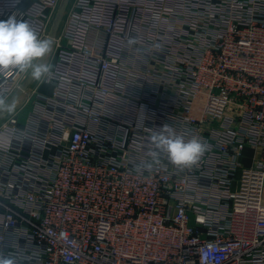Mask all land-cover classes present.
Returning <instances> with one entry per match:
<instances>
[{
    "label": "built area",
    "instance_id": "built-area-1",
    "mask_svg": "<svg viewBox=\"0 0 264 264\" xmlns=\"http://www.w3.org/2000/svg\"><path fill=\"white\" fill-rule=\"evenodd\" d=\"M61 1L0 0V20L48 39ZM51 44L26 105L7 103L30 72H0V253L264 264V0H75ZM165 123L208 150L138 168Z\"/></svg>",
    "mask_w": 264,
    "mask_h": 264
},
{
    "label": "clouds",
    "instance_id": "clouds-1",
    "mask_svg": "<svg viewBox=\"0 0 264 264\" xmlns=\"http://www.w3.org/2000/svg\"><path fill=\"white\" fill-rule=\"evenodd\" d=\"M52 50L49 39L40 38L39 34L26 20L9 15L0 20V72L10 69L18 73L30 72L31 76L44 81L51 75V65L44 61ZM4 100L0 99V106ZM149 149L147 159L138 168L151 171L161 166L162 158L176 168H190L196 165L208 150V144L193 135L186 138L169 124L165 123L158 130H149ZM0 264H17L12 254L0 253Z\"/></svg>",
    "mask_w": 264,
    "mask_h": 264
},
{
    "label": "rangeland",
    "instance_id": "rangeland-1",
    "mask_svg": "<svg viewBox=\"0 0 264 264\" xmlns=\"http://www.w3.org/2000/svg\"><path fill=\"white\" fill-rule=\"evenodd\" d=\"M62 3H63V0L61 1V5H62ZM61 5H60V7H61ZM74 6H75V0H67V4H66L65 11L63 13L62 19H61V21L59 23V26H58L55 34L58 31H60L61 33L64 31L65 19L69 15V13L72 11V9L74 8ZM60 7L57 8V9H55V11L52 14L51 20L49 22V28H47V34H48V31L51 32L52 28L54 27V25L56 23V18L58 16V12H59ZM32 79H34V78H32ZM38 81L39 80H36V79H35V81H32L31 80L26 85V87L22 88L23 87L22 86V87H20V90L18 89L20 91V94H19L18 98L16 99V100H18V103H16L15 106H13L11 108V110L12 109H16L19 106L26 105L27 100L30 97V95L32 94L33 89L37 86ZM24 108H26V109H24V111L18 117V120H19L20 123H25V121L27 119V116H28L29 109L27 107H24Z\"/></svg>",
    "mask_w": 264,
    "mask_h": 264
},
{
    "label": "water",
    "instance_id": "water-1",
    "mask_svg": "<svg viewBox=\"0 0 264 264\" xmlns=\"http://www.w3.org/2000/svg\"><path fill=\"white\" fill-rule=\"evenodd\" d=\"M66 4H67V0H63V3H62V5H61V7H60V9H59V12H58V16H57V18H56V23H55L54 27L52 28V30H51V32H50V34H49V38H48V39H49L50 41H52V38H53V36L55 35V32H56V30H57V28H58V26H59V23H60V21H61V19H62L63 13H64L65 8H66ZM44 59H45V58H44ZM32 78H33V77H32L31 74H30L29 77H28V79L25 81V83H24V85H23L22 88L26 87V85L32 80ZM19 94H20V91L18 90V92H16V93L11 97V99L8 101L7 106H8V105H11L12 103H14L15 100L18 98ZM0 115H1V112H0Z\"/></svg>",
    "mask_w": 264,
    "mask_h": 264
},
{
    "label": "crops",
    "instance_id": "crops-1",
    "mask_svg": "<svg viewBox=\"0 0 264 264\" xmlns=\"http://www.w3.org/2000/svg\"><path fill=\"white\" fill-rule=\"evenodd\" d=\"M17 102H18V100H17ZM17 102H16V103H17Z\"/></svg>",
    "mask_w": 264,
    "mask_h": 264
}]
</instances>
